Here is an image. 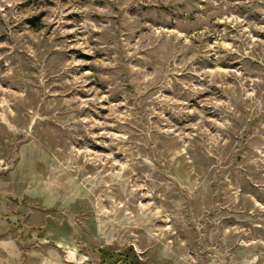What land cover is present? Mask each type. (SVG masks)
<instances>
[{
  "label": "rangeland",
  "instance_id": "1",
  "mask_svg": "<svg viewBox=\"0 0 264 264\" xmlns=\"http://www.w3.org/2000/svg\"><path fill=\"white\" fill-rule=\"evenodd\" d=\"M99 247L264 264V0H0V264Z\"/></svg>",
  "mask_w": 264,
  "mask_h": 264
},
{
  "label": "trees",
  "instance_id": "2",
  "mask_svg": "<svg viewBox=\"0 0 264 264\" xmlns=\"http://www.w3.org/2000/svg\"><path fill=\"white\" fill-rule=\"evenodd\" d=\"M40 231L42 232V230ZM92 252L96 256L99 264H115L119 261L122 264H141L136 253L131 247L127 248L125 253L113 252L109 248L105 247L96 248Z\"/></svg>",
  "mask_w": 264,
  "mask_h": 264
}]
</instances>
